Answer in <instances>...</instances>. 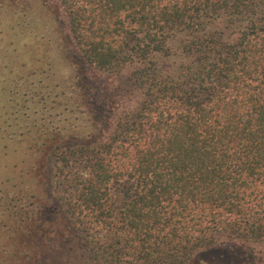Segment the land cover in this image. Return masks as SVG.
Masks as SVG:
<instances>
[{
    "label": "trees",
    "instance_id": "1",
    "mask_svg": "<svg viewBox=\"0 0 264 264\" xmlns=\"http://www.w3.org/2000/svg\"><path fill=\"white\" fill-rule=\"evenodd\" d=\"M57 1L79 71L1 181L0 264H264V0Z\"/></svg>",
    "mask_w": 264,
    "mask_h": 264
},
{
    "label": "rangeland",
    "instance_id": "2",
    "mask_svg": "<svg viewBox=\"0 0 264 264\" xmlns=\"http://www.w3.org/2000/svg\"><path fill=\"white\" fill-rule=\"evenodd\" d=\"M15 1L0 0V190L1 181L16 177L20 166L15 165L34 151L32 141L23 140L34 134L23 131L35 122L49 124L46 107L52 91L61 93L56 87L66 89L69 77L79 71L68 58L67 19L58 1L45 6L44 1L24 0L21 11ZM57 9L60 21L53 15ZM10 137L17 141L9 142Z\"/></svg>",
    "mask_w": 264,
    "mask_h": 264
}]
</instances>
